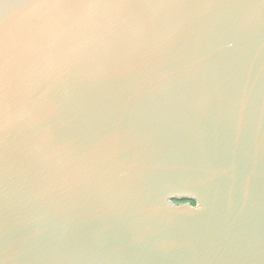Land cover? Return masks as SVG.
Listing matches in <instances>:
<instances>
[{"label":"water","instance_id":"1","mask_svg":"<svg viewBox=\"0 0 264 264\" xmlns=\"http://www.w3.org/2000/svg\"><path fill=\"white\" fill-rule=\"evenodd\" d=\"M0 264H264V0H0Z\"/></svg>","mask_w":264,"mask_h":264}]
</instances>
